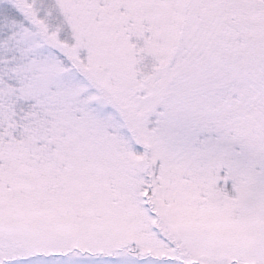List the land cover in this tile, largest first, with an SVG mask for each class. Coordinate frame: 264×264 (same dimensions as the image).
<instances>
[{"label": "snow or ice", "instance_id": "1", "mask_svg": "<svg viewBox=\"0 0 264 264\" xmlns=\"http://www.w3.org/2000/svg\"><path fill=\"white\" fill-rule=\"evenodd\" d=\"M0 264H264V0H0Z\"/></svg>", "mask_w": 264, "mask_h": 264}]
</instances>
